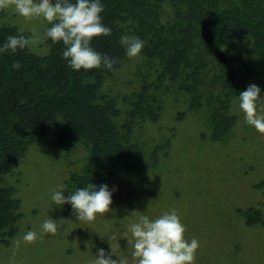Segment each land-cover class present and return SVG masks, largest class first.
I'll return each instance as SVG.
<instances>
[{
  "label": "trees",
  "instance_id": "obj_1",
  "mask_svg": "<svg viewBox=\"0 0 264 264\" xmlns=\"http://www.w3.org/2000/svg\"><path fill=\"white\" fill-rule=\"evenodd\" d=\"M166 2L168 17L162 7ZM101 3L105 7L103 23L111 28L112 34L93 38L91 46L117 59L112 70H73L62 56L63 43H53L51 39L44 41L49 52L43 55L32 53L28 47L0 53V243L3 245H8L17 233L20 216V201L13 195L14 188L6 184L5 175L12 172L28 146L39 137L53 135L58 151L66 154L77 145L85 148L81 172L74 173L66 183L70 192L89 183L96 185L98 191L115 174L130 172L135 167L130 162L139 145L132 140L133 124L157 121L163 96L175 83L187 108L205 114L210 139L219 141L229 136L237 120V113L230 111L233 100L248 87V64L241 63L244 69H238L237 45L244 44V52L253 54L264 69V0H101ZM3 15L4 10H0V19ZM18 34L26 36L16 26L0 25V46L9 35ZM123 35L136 36L145 42L141 62L145 61L149 75L154 77L140 78L141 85L130 93L112 94L113 72L128 57L119 43ZM17 62L20 67L14 69L12 66ZM260 81L264 85V80ZM117 118L123 122L118 124ZM161 146L153 148L151 154L155 155ZM253 187L264 190V181ZM70 210L71 205L64 204L65 214ZM238 211L247 224H264L258 207Z\"/></svg>",
  "mask_w": 264,
  "mask_h": 264
},
{
  "label": "rangeland",
  "instance_id": "obj_2",
  "mask_svg": "<svg viewBox=\"0 0 264 264\" xmlns=\"http://www.w3.org/2000/svg\"><path fill=\"white\" fill-rule=\"evenodd\" d=\"M162 7L168 17V2ZM0 25L16 26L26 37L32 35V28L43 33L50 26L39 18L25 19L14 7L4 10ZM244 46L237 45L238 69H244L241 63L248 64L247 85L257 84L264 94L260 81L264 69L253 54L244 52ZM28 48L37 55L49 52L45 42ZM142 60L140 54L127 57L113 72L112 94L130 93L141 85L140 78L154 77ZM177 84L163 96L157 121L133 124L132 140L139 145L130 162L135 167L108 180L109 190L114 189L113 211L97 213L94 221H79L73 210L65 214L64 205L51 200V193L61 185L65 196L70 193L66 181L81 172L85 148L77 145L67 154L60 152L53 135L41 136L28 146L24 157L5 175L20 201V216L9 244L0 243V264H92L99 248L111 253V246L113 259L137 264L130 226L141 215L155 220L171 209L178 210L186 225L185 239L200 243L194 264H264V224H247L238 211L256 206L264 220V190L253 187L264 181V134L245 122L238 98L230 108L237 120L229 136L212 141L205 114L187 108ZM117 122L123 120L117 118ZM158 146L162 149L151 154ZM49 218L61 224L58 234L22 242L13 256L14 241L28 230L40 233Z\"/></svg>",
  "mask_w": 264,
  "mask_h": 264
},
{
  "label": "clouds",
  "instance_id": "obj_3",
  "mask_svg": "<svg viewBox=\"0 0 264 264\" xmlns=\"http://www.w3.org/2000/svg\"><path fill=\"white\" fill-rule=\"evenodd\" d=\"M11 7L25 19L46 20L51 27L45 28L43 33L32 28L29 37L23 34L9 35L0 46V53L35 47L51 39L53 43H63L65 47L62 56L75 71L96 68L112 70L118 62L116 58L102 54L91 46L93 38L112 34L111 28L103 23L105 7L101 0H0V10ZM119 43L129 58L138 56L145 45L142 39L130 35L121 36ZM12 67L18 69L20 65L17 62ZM239 108L245 122L264 134V94L257 84L251 83L239 93ZM62 189L64 187L61 185L51 193L52 202L58 206L70 204L79 221L91 222L96 219L97 213L113 211L110 205L113 203L114 189L109 190L106 184L100 185L97 191L96 185L89 183L84 188H76L67 196ZM60 228L58 221L45 219L40 233L28 230L22 239L14 241L13 256L22 242L34 243L43 234L56 235ZM129 230L134 238L132 255L137 258V264H194L200 243L194 238L190 242L185 239L186 225L181 222L177 209H171L155 220L141 215L139 222L133 223ZM114 238L109 237L110 241ZM113 254L112 246L111 253L99 248L92 264H124L120 258L113 259Z\"/></svg>",
  "mask_w": 264,
  "mask_h": 264
}]
</instances>
